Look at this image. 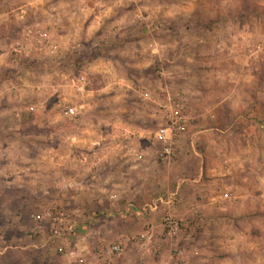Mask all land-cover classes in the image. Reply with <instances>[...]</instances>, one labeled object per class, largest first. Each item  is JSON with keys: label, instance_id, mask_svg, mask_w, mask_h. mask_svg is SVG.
<instances>
[{"label": "rangeland", "instance_id": "1", "mask_svg": "<svg viewBox=\"0 0 264 264\" xmlns=\"http://www.w3.org/2000/svg\"><path fill=\"white\" fill-rule=\"evenodd\" d=\"M173 109L185 132L241 119L202 145L237 198L147 252L129 221L172 192ZM77 246L84 264H264V0H0V264H81Z\"/></svg>", "mask_w": 264, "mask_h": 264}, {"label": "crops", "instance_id": "2", "mask_svg": "<svg viewBox=\"0 0 264 264\" xmlns=\"http://www.w3.org/2000/svg\"><path fill=\"white\" fill-rule=\"evenodd\" d=\"M220 107L223 109L232 108L231 106L224 105L223 100L218 102L214 107L209 108L215 109ZM205 108L209 109L208 107ZM240 120L239 117L233 115L227 122H223V128H221L220 120L218 121L215 117L210 116L205 120L207 122L206 126L204 125V128H199L202 123L201 118L198 117L191 123V126L185 134L176 141L174 154L167 163L168 165L172 164L176 171L175 175L177 176L171 186L172 192L169 194L168 198H159L157 200L161 205H157L155 202L150 204L149 213H147L146 216H144V213H140L142 215H138L133 220L129 221L133 222V224H141V229L137 233L138 237H147L143 244L138 243V247L141 250L155 252L153 249L160 248L159 243L161 242L158 243L157 241L165 234L163 219L168 213L178 220L188 223L189 227L187 234L185 235L183 233L182 236L192 238L195 236L192 232L193 226H191L190 223H192L194 219L195 221H202L205 219L203 211H210L211 208L218 210H224L226 208L224 203H226L225 201L228 198V194L224 192L235 185L225 184L223 176H227L228 172L232 169L229 167L228 170L221 165L222 161L218 160L220 155L217 152L214 155L208 151L207 145L205 147L202 145L205 144L207 140L208 147H210L209 144H215L214 147L220 146L221 140L226 138L225 133L231 135L234 131H240L237 127L240 125ZM225 125L228 129H226ZM197 146L202 147L203 151L197 150ZM208 154H213L214 157L212 155L208 156ZM236 156L240 157L238 155ZM145 160L146 156L143 155V162ZM185 163L188 165L186 168ZM146 169L147 165L144 164L143 172H145ZM202 191L204 194H202ZM236 198V193L234 196L231 193L228 201H234ZM98 229L100 230L98 225L95 229L93 227L89 234H91L92 237H98L99 233H101V230L98 231ZM119 233L124 234L127 233V231L120 229ZM163 246L165 248V245ZM29 247L30 245L28 244L27 246L17 247L16 249H19L18 253L20 254ZM86 247L87 246H83L81 249L78 247L79 249L76 250V253H82L80 254L82 258H78V262L81 264H84L85 259L83 256L89 253ZM30 249L32 248L30 247ZM76 253L71 252L66 256H74Z\"/></svg>", "mask_w": 264, "mask_h": 264}, {"label": "built area", "instance_id": "3", "mask_svg": "<svg viewBox=\"0 0 264 264\" xmlns=\"http://www.w3.org/2000/svg\"><path fill=\"white\" fill-rule=\"evenodd\" d=\"M77 89L80 92H84L85 90V77H80V85L77 86ZM83 105H76L73 107H68L65 110V115L72 117L77 112L82 109ZM169 119L166 125L160 127V129L156 132V139L161 144V149L159 151L158 157L162 163H168L171 157L174 154L173 145L177 138H179L186 130L189 116L184 115L180 112V110L173 109V111L169 112ZM54 219L59 220L60 218L57 216ZM163 225L165 228V236H174L179 232V220L171 215L170 213L166 214L163 219ZM56 233V231H54ZM123 248L120 244H114L108 250L109 254H120ZM99 264H106L105 259L103 262Z\"/></svg>", "mask_w": 264, "mask_h": 264}]
</instances>
